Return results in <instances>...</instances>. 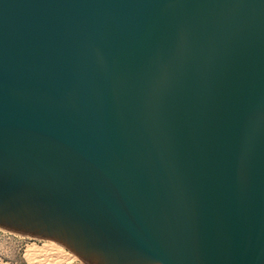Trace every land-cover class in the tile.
<instances>
[{"label": "water", "instance_id": "obj_1", "mask_svg": "<svg viewBox=\"0 0 264 264\" xmlns=\"http://www.w3.org/2000/svg\"><path fill=\"white\" fill-rule=\"evenodd\" d=\"M0 229L264 264V0H0Z\"/></svg>", "mask_w": 264, "mask_h": 264}, {"label": "rangeland", "instance_id": "obj_2", "mask_svg": "<svg viewBox=\"0 0 264 264\" xmlns=\"http://www.w3.org/2000/svg\"><path fill=\"white\" fill-rule=\"evenodd\" d=\"M46 242H51V241L32 239L29 237L21 236V235L14 234V233L0 229V264H31V263L37 264L38 262L40 264L41 263L46 264L47 262L45 263V261L43 260L44 257L43 258L40 257L39 259H37V257H39V256H37L36 258L33 257L34 259L30 256L27 257V249L28 248L43 250V249H45L44 245ZM52 243H55V242H52ZM55 244H57V243H55ZM57 245H59V244H57ZM63 249L65 251H67L65 248H63ZM49 251L50 250H48L47 252H49ZM67 252L70 253L69 251H67ZM29 257L32 259H30ZM41 258H42V260H41ZM50 262H52V263H50ZM50 262L48 261V263H50V264H54V263L56 264L57 262H58V264H61V263L62 264H84L83 262H81L76 257L71 262H65L63 260L61 261V259H59L57 261H55V259H54V261L50 260Z\"/></svg>", "mask_w": 264, "mask_h": 264}, {"label": "bare ground", "instance_id": "obj_3", "mask_svg": "<svg viewBox=\"0 0 264 264\" xmlns=\"http://www.w3.org/2000/svg\"><path fill=\"white\" fill-rule=\"evenodd\" d=\"M44 248L43 250H40V249H33V248H28L27 249V257L30 256V257H37V259H39L40 257H44L43 260L45 261L46 264H50L52 262H50V260H53L55 259V261L61 259V261H65V262H71L75 259V256L68 253L67 251H65L61 246L55 244V243H52V242H46L45 245H44ZM48 250H50L49 252H47ZM29 257V258H30ZM53 257V258H52ZM30 258V259H32ZM41 258V260H42ZM34 259V258H33ZM36 259V260H37ZM35 261V260H34ZM39 261V260H38ZM48 261L50 263H48ZM33 262V261H32ZM39 263V262H38ZM37 263V264H38ZM31 264H35V263H31ZM40 264V263H39ZM42 264V263H41ZM44 264V263H43ZM55 264V263H54ZM58 264V262L56 263ZM62 264V263H61Z\"/></svg>", "mask_w": 264, "mask_h": 264}]
</instances>
